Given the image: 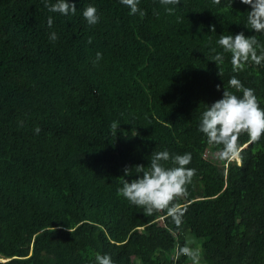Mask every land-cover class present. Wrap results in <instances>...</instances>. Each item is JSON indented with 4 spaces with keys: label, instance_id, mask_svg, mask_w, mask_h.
<instances>
[{
    "label": "trees",
    "instance_id": "obj_1",
    "mask_svg": "<svg viewBox=\"0 0 264 264\" xmlns=\"http://www.w3.org/2000/svg\"><path fill=\"white\" fill-rule=\"evenodd\" d=\"M69 2L75 15L0 0V264H93L97 251L115 264H190L178 255L188 235L205 264H264V135H240L237 163L219 160L220 146L197 130L233 75L264 108V63L234 73L230 54L210 61L221 34L264 46L244 26L247 6L139 0L130 15L120 0ZM89 4L100 16L92 26ZM165 149L190 152L196 169L173 201L186 209L179 226L167 210L146 216L117 195L133 178L125 166L147 169Z\"/></svg>",
    "mask_w": 264,
    "mask_h": 264
},
{
    "label": "clouds",
    "instance_id": "obj_2",
    "mask_svg": "<svg viewBox=\"0 0 264 264\" xmlns=\"http://www.w3.org/2000/svg\"><path fill=\"white\" fill-rule=\"evenodd\" d=\"M45 8L51 13H59L63 16L75 15L77 7L69 0H56L50 3L43 0ZM233 2V0H231ZM120 3L129 9L130 15L139 11V0H120ZM164 5L178 4L179 0H161ZM246 5V22L244 26L254 33L264 35V0H239ZM83 18L89 26L96 25L100 21L98 9L89 4L82 12ZM53 17L47 19L48 28H52ZM212 31H215L213 27ZM49 39H58L55 31L49 33ZM216 44L221 49L216 51L210 61L217 66L225 62V55L230 54V63L234 73L243 71L249 62L256 65L264 63V46L260 44L256 35L246 36L243 31L231 35H219ZM259 52V54H258ZM102 59V53L97 52L94 63ZM228 88H223L220 99L206 104L198 118L197 130L203 134L209 145L220 146L217 158L224 162H240V154L243 147L238 143L241 134H246L249 142L259 141L264 135V108L255 94V90L245 87L237 75L231 76ZM234 89L235 91H232ZM220 91V85H217ZM239 93V95L237 94ZM40 132L39 128L35 129ZM248 144L244 146L247 148ZM192 162V154H172L168 150H162L151 154L147 169L144 165L134 167L125 166L124 176L133 177L130 181L123 179L122 186L117 189V195L124 198L137 208H142L146 216L154 212L167 210L175 225L183 222L186 209L182 210L173 201L187 195V185L196 174L195 168L187 167ZM178 255L186 257L190 264H201L202 249L194 246L192 241H186L179 247ZM93 264H115V261L107 252L99 251L94 254Z\"/></svg>",
    "mask_w": 264,
    "mask_h": 264
},
{
    "label": "rangeland",
    "instance_id": "obj_3",
    "mask_svg": "<svg viewBox=\"0 0 264 264\" xmlns=\"http://www.w3.org/2000/svg\"><path fill=\"white\" fill-rule=\"evenodd\" d=\"M187 237H188V240H189V241H192V242H193V245H194V246H199V247H200V243H201V241H198V242H197L196 239H193V237L190 236V235H188ZM200 248H201V247H200ZM201 264H205V260H204L203 252H202Z\"/></svg>",
    "mask_w": 264,
    "mask_h": 264
}]
</instances>
